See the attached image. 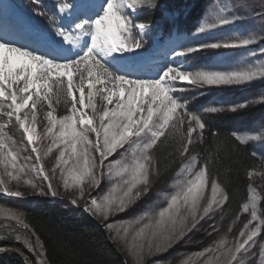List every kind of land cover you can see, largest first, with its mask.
Segmentation results:
<instances>
[{
	"label": "snow or ice",
	"instance_id": "obj_1",
	"mask_svg": "<svg viewBox=\"0 0 264 264\" xmlns=\"http://www.w3.org/2000/svg\"><path fill=\"white\" fill-rule=\"evenodd\" d=\"M152 9L161 10L159 20L141 18ZM162 9L157 0H53L51 7L30 0L28 12L16 17V26L0 25V193L23 197L27 193L19 188L26 185L33 195L57 197L59 184L54 186L53 180L59 174L63 189H72L70 203L83 202L84 211L106 221L148 196L176 164L166 206L156 203L134 218L138 228L128 251L136 264L185 240L205 218L213 221L209 236L216 233L218 238L198 253L199 264H264V211H258L252 188L257 179L264 182V148L251 153L260 168L246 171L252 191L240 214H247L248 220L232 240V226L220 234L215 222L217 216L224 220L229 192L210 178L211 155L201 162L194 154L206 134L219 137L209 127L208 114L240 113L264 103V92L244 101L216 102L202 111L192 104L198 100L196 89L264 80V60L240 68L228 63L229 52L264 41V26L259 34L225 36L219 30L244 16L212 6L190 38L169 29L161 41L162 29L172 23ZM253 14L264 20V4ZM33 16L47 25L34 22ZM206 51L210 54L203 67L190 63ZM60 107L63 112L56 115ZM13 130L20 131L34 157H21L8 135ZM251 133L232 136L241 145H264V118ZM170 139L174 151L161 165L156 153ZM54 148V166L46 170L44 157ZM120 149V158L107 165L109 178H118L115 187L100 202L94 197L85 202L86 188L101 183L105 161ZM32 159L36 163L29 164ZM13 182L15 189L9 186ZM8 214L20 220L10 210ZM105 228L111 231L113 224ZM112 238L119 240V233Z\"/></svg>",
	"mask_w": 264,
	"mask_h": 264
},
{
	"label": "trees",
	"instance_id": "obj_2",
	"mask_svg": "<svg viewBox=\"0 0 264 264\" xmlns=\"http://www.w3.org/2000/svg\"><path fill=\"white\" fill-rule=\"evenodd\" d=\"M46 7H51L53 0H42ZM203 0H157L163 11L171 15L172 23L163 29L169 31L175 26L189 27L201 16ZM30 3V2H29ZM28 3V5H29ZM27 5V7H28ZM141 7H146L141 5ZM161 10L152 9L145 12L142 19L159 20ZM41 25H47L42 17H36ZM152 41L149 40V44ZM218 51V50H212ZM209 52L200 55L198 60L207 58ZM192 63V62H190ZM262 84V82L256 83ZM238 87L210 86L204 90L196 89L197 101H192L194 110L202 111L209 105V96L200 95L212 91H232ZM193 93H188L192 95ZM63 108H58L61 114ZM264 115V105L249 107L240 113L208 114L211 130L219 134L213 138L206 134L203 146H198L195 153L202 162L205 156L211 155L209 164L210 178L222 183L229 192L230 200L225 206L229 211V219L240 214V206L249 197V181L246 171L259 170L260 161L252 156V149L246 144L235 141L232 133L242 120H255ZM11 128V125H9ZM20 135L19 130H13ZM31 149V146L28 145ZM175 142L169 140L159 146L156 153L163 165L170 159ZM218 146V147H217ZM177 165L173 164L165 174L157 180L154 188L167 184L175 175ZM262 192L261 211H264V182L259 181ZM23 197H7L0 194V235L9 237L0 240V264H129L126 254L112 240L109 231L101 221L95 219L81 206H73L69 200L51 196L42 197L29 192ZM9 210L20 217L13 219ZM22 221V223H21ZM27 225V227H25ZM42 252L37 256L36 252Z\"/></svg>",
	"mask_w": 264,
	"mask_h": 264
},
{
	"label": "rangeland",
	"instance_id": "obj_3",
	"mask_svg": "<svg viewBox=\"0 0 264 264\" xmlns=\"http://www.w3.org/2000/svg\"><path fill=\"white\" fill-rule=\"evenodd\" d=\"M262 4H264V0H203L201 8L202 14L201 17L195 22L194 27L196 29V27L204 17L206 11H208L210 7L216 6L223 7L231 11H236L240 15L244 16L242 20L238 21L234 25L225 26L223 29H220L219 32L221 34H224L228 37L244 36L248 34H259V30L262 26H264V20H261L258 16H255L253 12L259 10ZM237 5H244L245 7H237ZM228 14H230V12ZM191 34L188 33L186 38H190ZM261 49H264V41H257L255 44L250 45L247 48L233 50L228 53V55L231 57V60L228 63L231 65L232 68H240L246 67L249 63L264 60V56L261 55ZM198 58L191 61V64L196 65L197 67H203L206 58L200 60H198ZM259 82H262V84H257L256 86H253L254 84ZM231 87H238V89L220 92L208 91L203 93V95L206 94L210 97L208 106L216 102L228 104L231 102H239L244 101L246 99L258 98V95L261 92H264V80H257L255 82L245 84L243 86ZM263 105L264 103H257L254 106L250 107H261ZM216 106H219V104H216ZM56 115H60L58 113V109ZM261 118H264V115L255 120L247 119L239 121L236 125L235 133H238L241 136L251 135V128L256 122L260 121ZM8 135L13 141H16V147L20 150L21 157H34V154L31 153V149L27 145V142L22 141L19 134L14 131H9ZM42 143L47 146L49 141L45 139ZM246 145L250 146L252 151H259L261 148H264V145H261L258 141H248ZM122 151V149L118 150L116 154L109 157V160L105 161L103 176L99 177L101 183L98 186H88L86 188V194L84 197L85 202L92 197L96 198L97 201L100 202L103 197L107 195L110 191H112V189L115 187V181L118 178H116L114 175L111 177V179L109 178L107 165L109 161L119 159L120 153ZM57 152L58 150L54 148L52 153L44 157L43 163L46 170L54 166V157L56 156ZM28 163L33 164L36 163V161L32 159L29 160ZM95 171L99 176L100 169H96ZM113 171H115V169ZM174 179L175 175L167 184L158 187L157 189L154 188V190L150 192L148 196L143 197L124 213H119L110 216L106 221L101 220L99 217H95V219L101 221L104 228L107 223L113 224L112 230L109 231L110 237H115V235L119 233V240L114 238H112V240L126 254L129 264H136L134 254L128 251V249L132 245L133 234L138 228V225H136L134 222V218L139 217L150 207H155L156 203H158L160 206H166L167 196L173 190L171 185ZM259 181L260 180L257 179L253 183L252 188H255L256 190V206L258 211H261L260 205L262 201V192L259 185ZM53 184L54 186L59 184L58 191L60 192V195L54 197V199L61 198L70 200L72 198L68 195V193H70L72 189H68L67 192L63 189L62 182H60L59 174L53 180ZM9 186L13 187V189H15L16 187L14 182ZM252 188H249V195L252 191ZM19 190L31 193V191L28 190L26 185H21ZM79 206L84 208V203L81 202ZM225 206L224 211L222 213L224 216V220L220 222L219 216H217L215 222L219 223L220 234H224L226 232V229L230 225L232 226V232L228 234V239L232 240L234 235L242 228L243 224L247 222L248 216L247 214H238L229 219L230 212L225 210ZM233 221H235L234 224ZM212 223L213 221H210L208 220V218H205V220L201 221V224L198 225L196 230H193L192 232L188 233V236L185 238V240H182L179 243L175 244L172 248H170L164 253L147 257L145 264H180V262L183 260H190V264H199L200 257L198 256V253L201 251V249L211 244L213 239L218 238L216 233H213L212 236H209V232L212 231L210 227ZM6 236L9 237L8 234L0 235V240L6 238ZM136 243L138 244L139 241L137 240Z\"/></svg>",
	"mask_w": 264,
	"mask_h": 264
},
{
	"label": "bare ground",
	"instance_id": "obj_4",
	"mask_svg": "<svg viewBox=\"0 0 264 264\" xmlns=\"http://www.w3.org/2000/svg\"><path fill=\"white\" fill-rule=\"evenodd\" d=\"M7 8H10L12 9V7L7 3ZM13 10V9H12ZM12 12V11H11ZM19 14L17 12H12V15H10V17L6 18V22L10 23V22H16V17L18 16ZM4 21V20H3ZM2 25V23L0 24Z\"/></svg>",
	"mask_w": 264,
	"mask_h": 264
}]
</instances>
